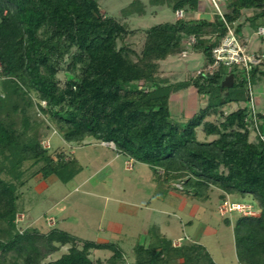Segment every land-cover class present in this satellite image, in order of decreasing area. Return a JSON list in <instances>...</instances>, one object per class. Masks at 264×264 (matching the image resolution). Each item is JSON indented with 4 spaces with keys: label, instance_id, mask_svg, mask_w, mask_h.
Wrapping results in <instances>:
<instances>
[{
    "label": "trees",
    "instance_id": "1",
    "mask_svg": "<svg viewBox=\"0 0 264 264\" xmlns=\"http://www.w3.org/2000/svg\"><path fill=\"white\" fill-rule=\"evenodd\" d=\"M201 1L149 0L174 13H197ZM224 7V18L217 13L211 19L183 16L147 29L138 53L126 43L137 31L103 12L96 0H0V264H41L64 246L70 247L53 264H93L92 250L110 251L109 264H128L112 243L81 240L57 227L44 234L16 229L24 163H41L44 179L56 176L63 183L81 170L74 157H54L28 137L34 126L32 95L68 143L94 138L113 144L132 162L148 165L160 184L181 181V191L196 199L208 201L213 190L220 192L219 205L233 196L251 197L258 213L240 215L232 225L235 254L239 264H264V113L256 111L255 129L250 106L223 110L231 103L250 105L247 84L264 81V62L249 71L234 66L228 72L219 65L178 82L160 70V62L180 55L191 38L204 66L212 65V50L227 35L226 25L238 37L242 25L235 24L244 10H257L251 21L264 18V0H226ZM145 11L142 0H133L122 16ZM62 70L67 74L63 84ZM229 75L233 85L222 86ZM191 87L207 104L187 120H177L173 95ZM212 116L217 122L208 120ZM199 128L215 138L199 141ZM225 216L230 225V215ZM149 232L153 242L135 246L134 264H216L202 244L173 246L166 235Z\"/></svg>",
    "mask_w": 264,
    "mask_h": 264
},
{
    "label": "rangeland",
    "instance_id": "2",
    "mask_svg": "<svg viewBox=\"0 0 264 264\" xmlns=\"http://www.w3.org/2000/svg\"><path fill=\"white\" fill-rule=\"evenodd\" d=\"M96 1L103 12L137 31L126 39V43L138 53L143 47L144 32L147 29L177 19L166 4L154 6L149 0H142L145 14L127 18L122 16V10L133 0ZM203 1L205 5L202 3L200 7L202 12L187 11L184 19H211L216 14V9L210 0ZM219 4L224 13L225 1L219 0ZM256 12V9L244 10L235 25H242L241 34L244 39L242 37L240 40L242 45L247 46L246 54L264 57V35H258V26L264 28V18L259 17L255 21L248 19ZM191 46L185 47L180 55L170 56L160 62L164 77L173 82L184 81L197 75L199 71L211 73L217 68L211 65L205 67L204 57L193 51ZM232 67L225 66L228 72ZM66 77V72L62 70L58 76L61 84ZM238 78L236 77L237 82ZM247 89H251L256 111L264 113V81L251 85V88L247 84ZM32 100L35 105L29 110V115L34 126L29 130L28 137L37 139L54 157L60 153H64L66 160L74 157L81 170L71 181L63 183L56 176L44 179L38 172L41 163H24L22 169L25 173V185L17 190V230L36 228L44 234L57 227L81 240L115 244L124 252L127 263L134 264L135 246L153 242V232L149 230L154 229L174 239L173 246H180L185 242L204 245L216 264H239L232 225L242 214L231 213V224L227 225L224 221L226 216L219 211V191L213 190L208 201L196 199L181 191V181L160 184L148 165L132 162L112 144H102L103 142L94 138H86L81 143H68L58 125L37 107L39 101L34 95ZM206 104L207 98L199 96L191 87L173 95L171 111L177 120L185 121ZM244 106L251 108V102L250 105L245 102L231 103L223 110L232 112ZM208 120L217 122L218 117L212 116ZM196 134L199 141H211L215 138L206 137L201 128L197 129ZM250 139L255 141V135H251ZM229 199L250 204L252 212L258 213L251 197L241 199L233 196ZM78 246L82 247V243H78ZM69 247H62L41 264H53ZM111 255L107 250L90 252L93 264H109Z\"/></svg>",
    "mask_w": 264,
    "mask_h": 264
},
{
    "label": "built area",
    "instance_id": "3",
    "mask_svg": "<svg viewBox=\"0 0 264 264\" xmlns=\"http://www.w3.org/2000/svg\"><path fill=\"white\" fill-rule=\"evenodd\" d=\"M226 1V0H222ZM212 6L216 9V13L219 14L222 18L224 13L221 10L219 0H210ZM177 18H182L184 16V11L179 10L176 13ZM227 24V23H226ZM228 28L227 35L222 39L220 44L216 46L212 50V55L214 59V63L211 65L213 67L224 65V66H240L244 70L249 71L256 66H261L264 62L263 56H256V55H247L245 52V47L240 42L239 38L235 34L234 29L226 25ZM260 31L263 32L264 29L260 28ZM191 44L195 42L193 38L190 39ZM249 88H251V83L248 82ZM250 97H251V111H252V120L254 121L255 129H257V122L255 118L256 114V107L252 101V93L250 89ZM264 140V137L261 136ZM109 145L108 143H102ZM113 145V144H112ZM111 145V146H112ZM114 146V145H113ZM219 211L222 215H230L233 212H239L242 215H255V212H252V206L250 204H245L243 202H234L230 199H226L219 205ZM17 222V221H16Z\"/></svg>",
    "mask_w": 264,
    "mask_h": 264
},
{
    "label": "crops",
    "instance_id": "4",
    "mask_svg": "<svg viewBox=\"0 0 264 264\" xmlns=\"http://www.w3.org/2000/svg\"><path fill=\"white\" fill-rule=\"evenodd\" d=\"M202 3H203V5H205V4H204V1L202 0V1L200 2V7H201V4H202ZM200 7H199L198 12H202V11H203V10H202V11L200 10V9H201ZM198 12H197V13H198ZM253 15H254V13H253L251 16H253ZM260 28H263V27H262V26H259V27H258V35H261V36H262V35H264V31L261 32V31H260ZM263 29H264V28H263ZM242 37H243V36H242V34H241V32H240V34H239V36H238L239 40H240ZM243 39H244V37H243ZM243 39H242V40H243ZM240 42H241V40H240ZM241 43H242V42H241ZM243 46H244L245 48L247 47V46H245V45H243ZM245 51H246V50H245ZM258 112H259V111H258ZM261 113H262V112H261ZM168 238H169V237H168ZM169 239H170V238H169ZM170 240L173 241L174 239H170Z\"/></svg>",
    "mask_w": 264,
    "mask_h": 264
},
{
    "label": "water",
    "instance_id": "5",
    "mask_svg": "<svg viewBox=\"0 0 264 264\" xmlns=\"http://www.w3.org/2000/svg\"><path fill=\"white\" fill-rule=\"evenodd\" d=\"M211 77V76H210ZM222 86L231 87L233 85V76L229 75L222 81Z\"/></svg>",
    "mask_w": 264,
    "mask_h": 264
}]
</instances>
